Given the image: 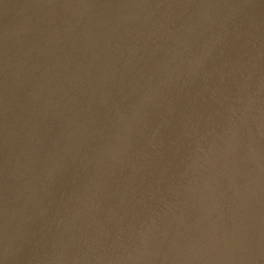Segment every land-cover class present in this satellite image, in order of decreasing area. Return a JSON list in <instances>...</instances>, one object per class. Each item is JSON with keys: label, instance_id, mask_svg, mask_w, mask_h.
I'll return each mask as SVG.
<instances>
[{"label": "water", "instance_id": "obj_1", "mask_svg": "<svg viewBox=\"0 0 264 264\" xmlns=\"http://www.w3.org/2000/svg\"><path fill=\"white\" fill-rule=\"evenodd\" d=\"M0 264H264V0H0Z\"/></svg>", "mask_w": 264, "mask_h": 264}]
</instances>
